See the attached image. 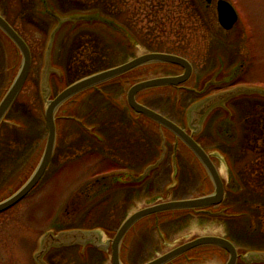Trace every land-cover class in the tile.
<instances>
[{
    "label": "rangeland",
    "instance_id": "374dc122",
    "mask_svg": "<svg viewBox=\"0 0 264 264\" xmlns=\"http://www.w3.org/2000/svg\"><path fill=\"white\" fill-rule=\"evenodd\" d=\"M216 1L0 0V13L22 34L32 53L27 80L7 113V122L0 124V200L15 191L38 164L47 135L46 103L60 88L125 62L135 53L177 51L192 62V77L182 87L156 89L140 97L189 130V107L203 95L237 83L259 90L212 108L196 136L219 153L215 160L225 180L231 178L219 206L228 216L208 219L193 211L147 216L124 235V262L142 263L204 234L229 238L240 253L264 250V0H228L239 16L230 30L218 22ZM57 16L62 25L52 44L51 90L46 94L41 80ZM21 60L17 47L0 30V98L17 75ZM159 66L151 67L149 74L181 72L174 66ZM209 80L206 91L199 93ZM101 87L76 95L80 96L77 103L67 112L75 119L58 120L54 155L43 179L14 207L0 213V264H36L35 252L48 230L98 227L103 238L110 237L128 214L151 202L150 196L142 198L149 190L165 200L211 191L203 171L186 162L191 155L183 144H178L176 155L180 163L170 168L176 139L166 131L165 161L144 181L117 186L96 180L122 168L141 173L159 157L161 145L156 125L125 111L124 95H119L117 107L111 101L126 84L112 80ZM67 106L56 114H63ZM82 124L92 129L87 131ZM92 135H99L100 141ZM187 254L190 260L183 257L173 264H221L228 258L225 251L212 247ZM44 257L51 264L110 262L109 252L103 256L89 244L85 250L78 245L52 247Z\"/></svg>",
    "mask_w": 264,
    "mask_h": 264
},
{
    "label": "water",
    "instance_id": "95a60500",
    "mask_svg": "<svg viewBox=\"0 0 264 264\" xmlns=\"http://www.w3.org/2000/svg\"><path fill=\"white\" fill-rule=\"evenodd\" d=\"M206 1L210 2L211 0ZM217 14L218 21L224 29H230L238 19V15L235 8L227 0L217 1ZM0 29L16 44L22 55L19 71L15 76L13 82L11 83L10 87L8 88L7 92L5 93L4 97L0 101L1 120L8 108L17 98L28 76L31 64V54L29 47L24 41V39L4 18L2 14H0ZM56 31L57 28H55L50 35L49 43L46 50V62L42 75V89L46 94L50 91V53ZM152 62H167L177 64L183 68V72L179 75L153 77L133 84L127 92L128 104L134 111L150 117L162 126L168 128L178 138H180L194 152V154L197 156V158L200 160V162L206 169L208 175L210 176L213 182L214 190L209 194H205L198 197L172 199L168 201L153 203L135 211L129 217H127L124 222L120 225L113 238L111 239V243L109 240L107 242H102L101 233L99 230L96 229H72L67 231H61L58 234H53L52 231L46 232L42 238L40 249L35 255V258L39 264H46L43 260V255L53 245H74L76 243L86 244L88 242L92 243L94 246L99 248H107L110 243L112 264H123L119 257L120 242L126 231L140 218L153 213L190 208H202L201 211L211 213V211L205 210L204 208L211 205H217L222 201L224 194V185L209 155L193 139L191 134L187 133L185 130H183L181 127H179L177 124H175L173 121H171L169 118L165 117L161 113L139 103L135 98L137 92L146 88L164 85H178L180 83H183L191 75L192 66L190 62L185 57L173 53L147 52L138 55L121 65H117L80 78L70 83L56 96L47 101V105L45 108V119L48 134L42 156L27 181L9 197L0 201V212H3L4 210L12 207L17 202H19L26 194H28V192L37 184V182L43 176L50 162L55 146V111L65 100L84 89L97 85L98 83L106 81L140 65ZM254 91L259 90L239 85L231 89L206 96L205 98L200 100L194 105V107L190 111V125L193 128V133H197L201 129L204 117L212 108L218 105H223L225 101L234 96H237L242 93H251ZM46 96L47 95H45V97ZM159 161L160 160H158L155 164L148 166V168L145 170L141 177H144L147 173H149L150 169L155 167ZM220 213H222V211L214 212V214ZM202 245H216L224 248L229 253V258L224 264H235L237 259V251L235 246L228 239L216 235L198 236L142 264H165L174 259L175 257L187 252L188 250ZM242 258L247 262H264V251L248 252L246 255L242 256Z\"/></svg>",
    "mask_w": 264,
    "mask_h": 264
},
{
    "label": "trees",
    "instance_id": "16d2710c",
    "mask_svg": "<svg viewBox=\"0 0 264 264\" xmlns=\"http://www.w3.org/2000/svg\"><path fill=\"white\" fill-rule=\"evenodd\" d=\"M163 3H165L164 1H163ZM166 5H168V3H166L165 4V6ZM160 9H163L162 7L160 8ZM160 9H158L157 11H155V13L156 12H160ZM179 12V11H178ZM177 12V13H178ZM178 14H180V13H178ZM172 19V18H171ZM8 20V19H7ZM9 21V20H8ZM10 22V21H9ZM11 23V22H10ZM160 26H163V24H161ZM165 27V26H164ZM123 31H124V36H126V34H125V30L123 29ZM7 39L8 40H10L8 37H7ZM159 51H165V50H159ZM166 52H173V51H166ZM173 53H177V54H182V53H178L177 51H175V52H173ZM185 53H183L182 55H184ZM160 63H154V64H148V65H145V66H140V67H138V68H135V69H133V70H131V71H129V72H126L125 74H122V75H126V76H140L141 74H143V73H145L146 71H145V69L147 68V67H150V65L151 66H154V65H159ZM161 65H165L166 67H169V66H171V67H173L174 65H171V64H167V63H163V64H161ZM122 75H120V76H122ZM178 211H191V210H178ZM178 211H168V212H162V213H174V212H178ZM201 215H204V216H206V218H208V219H218V218H226V216H227V214H223V215H212V214H201ZM194 250V249H193Z\"/></svg>",
    "mask_w": 264,
    "mask_h": 264
},
{
    "label": "flooded vegetation",
    "instance_id": "af4514ba",
    "mask_svg": "<svg viewBox=\"0 0 264 264\" xmlns=\"http://www.w3.org/2000/svg\"><path fill=\"white\" fill-rule=\"evenodd\" d=\"M2 122H6V117L2 120ZM1 122V123H2ZM0 123V124H1ZM206 150L208 151V152H210L211 153V158H212V160H213V162L215 163V165H217V162H216V154H214V153H212V151H210V150H208V148H206ZM180 159V158H179ZM177 162H179L180 163V161L179 160H177ZM186 162L187 163H190L191 164V162L189 161V158H186ZM169 166H171V163H169ZM179 177V176H178ZM231 179V178H230ZM232 183V182H231ZM104 256V255H103ZM49 264H51V262L50 261H47ZM241 262V259H237V264H239ZM253 264V263H252ZM256 264V263H255ZM258 264V263H257ZM259 264H262V263H259Z\"/></svg>",
    "mask_w": 264,
    "mask_h": 264
}]
</instances>
